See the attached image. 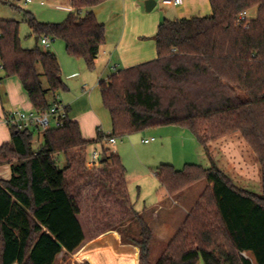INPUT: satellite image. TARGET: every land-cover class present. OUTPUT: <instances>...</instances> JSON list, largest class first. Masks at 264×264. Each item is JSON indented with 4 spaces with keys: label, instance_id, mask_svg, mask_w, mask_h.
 Wrapping results in <instances>:
<instances>
[{
    "label": "trees",
    "instance_id": "obj_1",
    "mask_svg": "<svg viewBox=\"0 0 264 264\" xmlns=\"http://www.w3.org/2000/svg\"><path fill=\"white\" fill-rule=\"evenodd\" d=\"M106 1L72 0L73 12L61 24L41 23L32 13L15 10L23 13L33 35L62 40L69 56L93 70L106 44V28L94 8ZM209 2V17L164 20L155 37L157 59L101 82L102 102L111 116V137L175 126L188 130L211 161L208 168L158 167L159 184L171 196L201 181L210 187L157 264H264V0ZM0 4L9 5L5 0ZM245 12L248 18L240 21ZM0 67V81L20 79L37 112L48 111L66 89L57 56L39 47L23 49L20 23L1 17ZM67 112L63 126L42 133L37 153L32 132L11 130V142L0 148V166L12 170L10 180L0 181V264H56L63 252H75L85 233L81 202L71 188L78 191L84 184L102 186L122 208L120 225L128 220L137 224L141 264H152L153 233L130 200L121 157L104 148L108 136L101 131L95 140L84 139ZM234 133L257 157L260 194L237 187L209 156L207 143ZM94 146L101 154L97 174L86 166ZM71 171L75 176L68 178Z\"/></svg>",
    "mask_w": 264,
    "mask_h": 264
},
{
    "label": "rangeland",
    "instance_id": "obj_2",
    "mask_svg": "<svg viewBox=\"0 0 264 264\" xmlns=\"http://www.w3.org/2000/svg\"><path fill=\"white\" fill-rule=\"evenodd\" d=\"M5 1L9 5L14 2V0ZM16 4L22 5L25 9L23 11L26 12L30 11V7L38 12L43 10L38 4L27 6L23 5L22 2H16ZM2 6L0 4L1 18L15 15L16 18L13 19H16L20 23L22 48L32 50L36 49L37 46L41 47V44H36L35 37L24 19L23 13H20L18 10L16 11L19 13L13 11L16 7L10 10L4 9ZM250 17H256L255 10L250 12ZM50 45L52 50L58 51L57 49H59V53H61L55 52L61 65L62 81L66 89L58 93L59 99L65 104L69 103L72 106L71 117L78 118L84 125L83 135L86 137L91 136L90 138H92V136L96 135V127L99 123L90 105L88 108L84 104L85 100L78 99L82 93V85L81 79L76 77L75 73H85L87 84L90 88H94L98 86L99 78L104 82L114 72L107 65L98 67L97 63H95L93 70H89L84 61H82L83 63L81 62L83 68L81 70L76 69L77 64L75 65L74 60L76 58L68 55L66 45L62 40H51ZM7 79L10 82L17 81L22 85L20 79L17 77ZM2 82H0V113L3 108L7 110L14 107V104H12L13 100L7 94L9 90L13 91L15 86L13 83ZM97 98H99V95L93 97V104L98 103L99 99L97 100ZM31 109L29 106V109L21 108L20 110L28 111ZM103 110L108 115L107 110L105 108ZM151 138H155L156 141L151 144L143 143V140ZM222 139L225 140L222 141ZM42 143V136L35 134L33 151L36 153L40 151ZM104 148L109 149L110 154H115L114 149H116L117 154L121 157L127 171L128 191L137 211H141L147 205L154 204L157 191L160 187L155 173L161 164L173 165L177 170L184 169L188 164H196L203 167H206L207 164L206 160L203 159L205 156L204 151L197 139L188 130L175 126L146 129L140 133L117 139L115 148L106 145ZM206 148L211 159L216 160L222 168H226V172L229 173L232 181L236 182L239 186L246 187V181H243L244 179L238 174L237 165L243 171L249 172L250 182H252V178H257L256 170L260 169L257 157L239 133L209 142L206 144ZM60 160H63V156L60 157ZM86 166L92 171L95 170L96 174L99 172V169H96L99 166L95 167L88 155ZM74 176L73 171L68 172V178ZM83 183V180L77 181L76 187H80ZM255 186L253 185V189L257 190L258 186L257 188ZM71 191H74V194L78 196V200L81 202L82 214L80 222L85 233V241L75 252L71 254L63 252L58 257L56 264H141L139 242L142 238L140 236V228L132 220L125 221L121 225L119 224L125 219V215L121 213L122 208L118 204L116 205L115 201L111 198L107 197L106 192L102 191V186L84 184L77 191L74 185ZM162 220L167 222V219L163 218ZM165 222L163 224L161 221V224L164 226L160 228L154 225L155 222L151 224V222L147 221L153 233L150 245L152 264H157L165 253L170 239L181 228L179 227L177 231L171 232L172 230L167 227L168 224ZM114 226L115 228L112 229L111 227ZM246 257L252 259L250 255H246ZM199 264L204 263L200 260Z\"/></svg>",
    "mask_w": 264,
    "mask_h": 264
},
{
    "label": "crops",
    "instance_id": "obj_3",
    "mask_svg": "<svg viewBox=\"0 0 264 264\" xmlns=\"http://www.w3.org/2000/svg\"><path fill=\"white\" fill-rule=\"evenodd\" d=\"M148 1L149 0H108L94 8V14L97 21L100 24H103L106 28V44L101 48L99 57L96 60L98 67H104L105 65H107V67L113 70L114 75L119 71L152 62L157 59L155 37L157 35L160 24L164 20L177 21L182 19L209 17L212 15V9L209 0H185L184 4L179 7L165 6L156 0L157 5L151 12H148L146 10V3ZM16 2H22L25 6L38 4L40 7H42L43 10L40 12L33 10L32 7L29 8L30 11H27L32 13L34 17L41 23L61 24L73 12L72 0H34V2L32 3H26V0H14V2L10 3L9 6L3 5L2 7L4 9L10 10L14 9V7L25 10L22 5H17ZM13 11L19 13L16 10ZM13 18H16V16L12 15L8 18L2 19L8 21H17ZM34 37L36 41L37 37L35 35ZM36 44H41L40 39L38 43L36 42ZM39 48L44 51L51 52L56 56L57 54L55 52L61 54L59 53V49H57L58 51L52 50L51 45L49 46V48H45L41 44V47ZM74 60L75 65L77 64L76 69L81 70L83 68L82 60ZM75 75L76 77L81 79L82 85V93L80 94L78 99L85 100L84 104H86V107L89 108L90 105L91 110L96 115L94 116L95 118H97V121L99 123V125H97L96 127V135L92 136V138H90L91 136L86 137L85 135H83L84 125L78 120V118L71 117L72 106L69 103L65 104L63 101H61L59 99V95L58 102L65 105L69 109V118L79 123L84 139L95 140L99 131L104 134L111 133V116L108 111L107 115L103 110L104 106L99 87L102 80L99 78L98 86L90 88L86 82L87 76L85 73L83 74V72H80L75 73ZM3 77L4 73L0 69V79H2ZM110 77L106 81H108ZM3 80L5 81V83H13L15 87L13 91L9 90L7 94V96H9L11 100H13L12 104H14V107L7 110L3 108L2 112L0 113V148L4 144L10 143L12 140V132L4 122L5 115L10 111L20 110L21 108L29 109V106L32 108L31 110H33V106L28 98V95L26 94L24 88H22L23 86L20 85V83L17 81L10 82V80L7 78ZM3 80H1L0 82H2ZM4 81L2 83H4ZM98 95V103L93 104V97ZM224 140L225 139H222V141ZM93 148L96 149L97 147L94 146ZM114 151L117 154L116 149H114ZM203 159L206 160V168L210 167L211 161L207 158L206 155L203 157ZM213 163L228 177H231L229 176V173L226 172V168H222L216 160H213ZM256 171L257 178H252V182H250L248 176L249 172L243 171V169L238 168L237 165V172L240 177L244 179L243 181H246V187L239 186L238 184H236V182L234 183L237 185V187L243 190L260 194L262 191V179L260 175L261 172L259 168ZM155 175L157 176V172L155 173ZM11 177V166H0V181H8L11 179ZM253 185H256V188L258 186L257 190L253 189ZM209 187L210 184L207 181H201L193 186H190L180 194L171 196L160 186L157 191L154 204H150L149 206L147 205L138 212L140 214H143L149 223L151 222L152 224V222H155L154 225L160 228L164 226L163 224L165 222L162 219H167V222L165 223L168 224L167 227L172 230L171 232H174L175 230L177 231L179 227H182L187 217L197 206L201 197ZM161 221L163 224H161Z\"/></svg>",
    "mask_w": 264,
    "mask_h": 264
},
{
    "label": "built area",
    "instance_id": "obj_4",
    "mask_svg": "<svg viewBox=\"0 0 264 264\" xmlns=\"http://www.w3.org/2000/svg\"><path fill=\"white\" fill-rule=\"evenodd\" d=\"M165 6L179 7L184 4L185 0H157ZM34 0H26V3H32ZM248 18V13L245 12L240 16V21H245ZM41 44L45 48H49L51 44V39L48 37H43L40 40ZM2 70V67H0ZM68 118L67 107L60 102L55 103L46 112H37L35 110L22 111L15 110L8 112L4 117V122L10 130H16L19 132H32L38 135H42L43 132L59 128L63 126V122ZM108 138L105 141V145L108 147L115 148L117 144V139L111 137V133H106ZM155 138L143 140L144 144H151L155 142ZM91 163L98 167L101 161L100 152L94 148L87 153Z\"/></svg>",
    "mask_w": 264,
    "mask_h": 264
},
{
    "label": "water",
    "instance_id": "obj_5",
    "mask_svg": "<svg viewBox=\"0 0 264 264\" xmlns=\"http://www.w3.org/2000/svg\"><path fill=\"white\" fill-rule=\"evenodd\" d=\"M157 5V2H156V0H149L147 3H146V10L148 11V12H151L153 9H154V7ZM36 42L38 43L39 42V38L37 37L36 38ZM105 161V158H102V162H104Z\"/></svg>",
    "mask_w": 264,
    "mask_h": 264
}]
</instances>
